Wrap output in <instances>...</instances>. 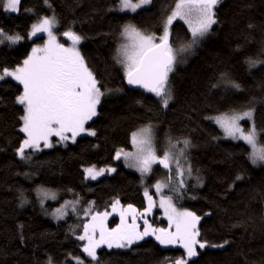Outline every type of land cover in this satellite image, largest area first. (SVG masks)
I'll return each mask as SVG.
<instances>
[{"label": "trees", "instance_id": "trees-1", "mask_svg": "<svg viewBox=\"0 0 264 264\" xmlns=\"http://www.w3.org/2000/svg\"><path fill=\"white\" fill-rule=\"evenodd\" d=\"M118 5L119 0H21L17 12L0 9V29L24 36L16 44H0V68H15L34 46L44 44V36L29 39L27 34L39 18L54 16L65 47L71 41L63 32L71 29L83 37L78 50L106 92L98 114L86 124L95 136L83 133L75 142H56L41 151L27 149L31 159H21L17 149L26 138L20 131L24 110L16 97L23 87L10 78L0 81V264H165L166 258L172 264L185 256L184 249L161 245L151 235L128 248L103 245L96 249L97 260L83 251L87 241L78 239L92 215L109 210L115 200L143 212L148 205L145 187L156 204L145 217L154 228L168 227L158 205L161 195L171 196L179 207L201 217L197 228L202 241L216 245L229 241L222 248H197L199 255L189 264H264V165L253 164L251 148L224 137L209 119L251 108L258 140L264 145V63L255 67L248 63L264 61V0H221L215 8L218 22L177 55L169 73L172 99L166 108L153 93L129 85L115 57L126 40L121 35L124 25L159 37L175 0H152L135 12H121ZM169 31L174 50L192 40L181 20H175ZM242 124L245 131L251 127L250 120ZM147 125L155 133L158 156H163L169 141L181 148L185 139L190 142L184 153L191 168L189 179L162 165L154 166L145 179L123 157L115 158L120 149L133 152L131 134ZM93 166L115 171L86 179L85 167ZM169 175L175 188L181 178L184 187L158 193L154 185L169 182ZM39 188L58 197L41 203ZM66 201L73 202L75 210L69 205L64 217H51ZM119 222L120 216H113L108 226ZM137 224L142 231L143 220Z\"/></svg>", "mask_w": 264, "mask_h": 264}, {"label": "snow or ice", "instance_id": "snow-or-ice-1", "mask_svg": "<svg viewBox=\"0 0 264 264\" xmlns=\"http://www.w3.org/2000/svg\"><path fill=\"white\" fill-rule=\"evenodd\" d=\"M220 2L221 0H175V7L164 19L163 34L159 37L154 34L145 35L132 24L124 25L121 35L127 39L128 43L120 45L115 59L123 67L127 83L153 93L160 98L162 105L166 108L172 99L169 73L174 69L177 55L196 44L199 38L204 37L218 22L215 8ZM20 3L21 0H0V9L17 12ZM150 3L152 0H136V2L119 0L118 7L120 11L135 12ZM177 18L184 20L188 25L192 40L186 46L174 50L169 44V30ZM56 24L54 16L39 18L38 23L31 25V31L27 35L31 39L39 33H46L48 37L46 43L43 46L33 47L22 64L15 68H0V81L11 77L23 87L22 93L16 97V103L22 105L24 110V114L20 117L23 122L20 131L25 134L26 138L17 149V154L21 159H31V156L26 155L27 149L41 151L42 148L54 147L53 137L58 138L57 143H63L68 140L75 142L76 137L82 133L96 135L94 130L87 129L85 125L98 114L97 106L106 92L101 91L99 82L78 50L77 45L83 37L71 29L63 32L62 35L71 41V46L65 47L57 41L53 33V27ZM22 39L24 36L20 34L10 35L0 29V44L6 41L16 44ZM248 63L250 67H255L257 63H264V61L250 59ZM228 83L234 88H240V85L234 81H228ZM253 112L251 108L240 112L232 110L209 119H214L223 129L225 137L243 140L249 145L251 148L249 158L253 164H257L264 162V145L259 144V134L255 124L253 123L247 131L240 125L241 120H252ZM131 143L135 151L128 152L120 149L116 152L115 158L123 157L129 167L137 169L142 175L150 173L152 166L157 163L168 169L170 173L173 172L172 165L175 164V175L178 177H183L185 171L191 175V168L185 170L180 164V157H184L185 148L190 144L187 139L183 141L185 147L179 149L178 155H174L169 150L164 151L163 156L160 157L154 146L152 126L147 125L131 134ZM169 148L175 149L176 145L169 141ZM84 171L86 178L96 179L105 171L114 172L115 169L96 170L93 166ZM171 179L172 176L169 175L167 180L170 182ZM169 182L158 181L154 187L159 193L170 186ZM183 187L184 180L181 178L179 187L173 188V191L179 192ZM37 192L42 196L41 203H43V198L56 199V193L48 189L39 188ZM144 195L147 197L148 205L143 212H138L131 204L126 208L118 207L119 200L111 204L112 212H119L120 215V224L114 228H109L106 224L108 216L111 215L108 211L95 213L91 221L83 225L84 234L78 239L87 241L83 246V251L89 257L97 260L96 249L102 245L108 248L114 246L128 248L151 235L161 245L178 244L184 249L185 256L174 259L172 264H189L192 258L199 255L197 248H222L229 243L226 240L224 244L216 245L202 241L197 228L201 217L187 209H177L171 196L161 195L158 205L164 209L168 227L154 228L145 217L156 204L147 188ZM69 205H72L75 210V204L66 201L64 205L55 209L53 215L62 218L66 215L65 209ZM87 214L86 211L85 215ZM129 217H131V223H128ZM138 219L143 220L142 231L140 225L137 224ZM165 264H167V258Z\"/></svg>", "mask_w": 264, "mask_h": 264}, {"label": "rangeland", "instance_id": "rangeland-1", "mask_svg": "<svg viewBox=\"0 0 264 264\" xmlns=\"http://www.w3.org/2000/svg\"><path fill=\"white\" fill-rule=\"evenodd\" d=\"M133 2H136V0H133ZM149 5V4H148ZM148 5H145V6H148ZM145 6H143V7H145ZM143 7H141V8H143ZM140 8V9H141ZM139 9H137L136 11H138ZM121 12H132V11H130V10H125V11H121ZM49 18H51V17H49ZM176 20H181V19H179V18H177ZM175 21V20H174ZM173 21V22H174ZM181 21H183V22H185L184 20H181ZM36 23H38V21L36 22ZM187 25V24H186ZM56 27H57V24L53 27V33H54V35L57 37V41L60 43V41H59V37H58V35H57V33H56ZM187 27H188V25H187ZM170 28H171V26H170ZM188 29H189V27H188ZM139 30V29H138ZM30 31H31V29H30ZM140 31V30H139ZM190 31V30H189ZM142 32V31H141ZM143 33V32H142ZM146 35V34H145ZM38 36H44V38H45V42H44V44L46 43V41H47V39H48V37H47V34L46 33H39L37 36H35V37H38ZM35 37H32L31 39H33V38H35ZM125 38V37H124ZM126 39V38H125ZM124 42V44L125 43H128V41H127V39L125 40V41H123ZM159 41L157 40V43H158ZM44 44H42V45H36V46H43ZM36 46H34V47H36ZM8 78H10V79H12L11 77H6L5 79H8ZM14 80V79H13ZM19 83V82H18ZM244 120H248V119H244ZM215 121V120H214ZM249 121V120H248ZM89 122V121H88ZM242 122H243V120H241L240 121V125L243 127V124H242ZM216 123V122H215ZM250 123H251V126H252V124H253V118H252V120H250ZM87 124V123H86ZM217 124V123H216ZM218 125V124H217ZM219 126V125H218ZM85 127H86V125H85ZM219 128L222 130V132H223V129L219 126ZM256 128V127H255ZM152 133H153V137H154V143H155V133H154V131H153V128H152ZM83 134V133H82ZM223 135H224V132H223ZM78 137V136H77ZM77 137H76V139H77ZM224 137H225V135H224ZM57 139L58 138H56V137H53L52 138V142H53V144H55L56 143V141H57ZM228 139H231V140H235V141H239V139H232V138H228ZM240 141H243V140H240ZM259 141V140H258ZM69 142H72L71 140H68V141H66V142H63V143H69ZM244 142V141H243ZM173 144H175L176 145V148L175 149H170L169 148V142L167 143V147H166V151H172L173 152V154L174 155H178V153H179V149H181V147L179 146V147H177V143H175V142H173ZM183 144V143H182ZM259 144H261L260 142H259ZM262 145V144H261ZM154 146H155V144H154ZM249 146V145H248ZM185 146L184 145H182V148H184ZM250 147V146H249ZM133 148V151H135V148L134 147H132ZM42 149H47V148H42ZM186 150H187V148H185V153H186ZM160 157H162V156H160ZM185 157H186V155L184 154V157H180V164H181V167L182 168H184L185 170L187 169V168H189V160L187 159V157H186V159H185ZM258 165H264V162H258L257 163ZM128 165V164H127ZM156 165H158V166H161L160 164H154L153 166H152V171L151 172H153V169H154V166H156ZM172 166H175V164H173ZM176 167V166H175ZM175 167H172V169H174ZM86 168H89V167H85V169ZM101 168H103V169H106V168H104V167H95V169L96 170H99V169H101ZM131 169H134V170H136V171H138L137 169H135V168H132V167H130ZM84 169V170H85ZM167 170V169H166ZM106 172H109V171H105L101 176H103ZM139 172V171H138ZM150 172V173H151ZM140 173V172H139ZM150 173H148V174H146V175H142L141 173V176H142V178H147V176L150 174ZM85 176H86V173H85ZM101 176H99V177H97L96 179H98V178H100ZM176 176V175H175ZM189 176L190 175H188L187 174V171H185V175H184V177L185 178H187V179H189ZM149 178V177H148ZM86 179H91V178H86ZM96 179H92V180H96ZM147 187H145L144 189H146ZM169 189H172V188H175V185H172V183L170 182V186L168 187ZM148 189V192H149V194H150V188H147ZM168 189V190H169ZM145 192V191H144ZM58 197V195L56 194V198ZM44 200H46V199H51V198H43ZM173 200V199H172ZM159 202H160V199H159ZM173 203H174V205L176 206V208L177 209H179V210H185V209H183V208H181V207H179L176 203H175V201L173 200ZM118 207H121V208H126V206H122V205H118ZM65 211H66V213L67 212H69V207L67 206L66 207V209H65ZM108 212H110L111 213V215H109L108 216V218H107V221H106V224H107V226L109 225V221L111 220V218L113 217V216H120L119 215V212H112V208H110L109 210H107ZM189 211V210H188ZM53 213L54 212H51L50 213V215H51V217H53V216H55V215H53ZM65 216V215H64ZM63 216V217H64ZM56 219H60V218H57L56 217ZM118 224H120V222L118 223ZM118 224H116V225H114L112 228H114V227H116ZM109 228H111L110 226H108ZM197 227H198V224H197ZM97 238H98V236H97ZM103 246V245H102ZM106 246V245H105Z\"/></svg>", "mask_w": 264, "mask_h": 264}, {"label": "water", "instance_id": "water-1", "mask_svg": "<svg viewBox=\"0 0 264 264\" xmlns=\"http://www.w3.org/2000/svg\"><path fill=\"white\" fill-rule=\"evenodd\" d=\"M169 44H170V41H169ZM131 86H134V85H131ZM134 87H138V86H134Z\"/></svg>", "mask_w": 264, "mask_h": 264}]
</instances>
